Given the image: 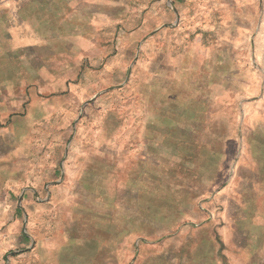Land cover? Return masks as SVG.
<instances>
[{
    "label": "rangeland",
    "instance_id": "rangeland-1",
    "mask_svg": "<svg viewBox=\"0 0 264 264\" xmlns=\"http://www.w3.org/2000/svg\"><path fill=\"white\" fill-rule=\"evenodd\" d=\"M127 2L0 0V132L37 134L34 181L10 195L12 207L21 197L17 223L0 215V264H264V15L227 49L225 82L200 61L207 47H193V89L161 92L151 109L139 90L167 50L142 39L176 28L186 0ZM88 25L115 41L51 42L55 55L43 57L46 39ZM209 34L190 33L202 44ZM169 39L181 54L183 40ZM45 119L61 140L43 143ZM17 146L30 159V145ZM96 146L108 151L98 171L88 166Z\"/></svg>",
    "mask_w": 264,
    "mask_h": 264
},
{
    "label": "crops",
    "instance_id": "crops-1",
    "mask_svg": "<svg viewBox=\"0 0 264 264\" xmlns=\"http://www.w3.org/2000/svg\"><path fill=\"white\" fill-rule=\"evenodd\" d=\"M190 1L193 0H186L185 3H179L180 5L177 7V20L181 21V23L178 24L176 28L166 29V25L162 24L155 27L153 31L145 36V22H143L133 31L134 36L141 37L144 35V39H142L143 42L153 41L157 44H161L163 48H166L168 54L163 53L165 55L158 58L156 57L153 60V63L150 62L151 65L149 64L148 66V71L146 72L148 75L147 80L145 81L144 87H140L139 90L140 94H145L143 98L145 99L146 108L147 106L151 107V109L153 108V104H156L157 96L160 95L161 92L174 90L178 96L180 93L181 95L185 93L188 95L189 91L193 89L194 73L196 72V61L193 47L201 45L207 47H205L208 49L206 52L207 55L203 57L200 56V61L210 64L208 70H210L212 64L213 69L218 70V72H216L218 78L221 79L222 77V80L225 82L227 79V49L231 47L236 48V46L241 47L243 42V32L249 31L253 24H257L259 21V18L257 17L258 15H264V0H201V3L196 4V7H193L194 4ZM127 4L130 8V0H128ZM191 8H196V10L194 9L191 11ZM261 9H263L262 13L260 12ZM136 14L137 13L135 12L132 13V15ZM254 17H257V19L254 20ZM196 31L201 32V37H205L206 32L212 31L215 32V36L209 34L207 43L202 44L203 39L193 40L191 38L192 35H190V33L192 34ZM105 33L106 32H102L101 30L99 31L95 25H88L84 30H74V35L72 34L70 36L66 33L62 34L60 31L58 35H55L53 40H50L49 37L46 39V43L42 45L44 48L43 57L51 58L52 54L55 55V53L50 50L52 48L51 42L57 43L58 48L63 47L64 49H82L84 48L83 46L106 47L108 46V42H114L115 38L114 36L109 37L108 35H105L106 37L104 38L101 37L102 34L104 36ZM164 36L166 37L164 38ZM184 36H186V38ZM168 38H171L169 39L171 41L183 40L185 43L184 45L186 46L182 49L181 54L175 56L171 55L170 52L173 48L171 46L172 44L167 45ZM98 41L99 43L96 44ZM120 41L124 42L123 45L126 46V38L124 40L121 39ZM190 41H192V43H190ZM127 46H131V43H128ZM216 51L218 52V55L214 54ZM208 52L214 54L212 58H210L211 56L208 55ZM43 62L49 63L45 60ZM216 73H214V75ZM33 77L35 76L33 75ZM42 91L47 94L49 92L44 89ZM109 91L112 92V88H110L107 93H109ZM86 92V89H83L82 94H85ZM100 94L101 93H96L82 102V110H86L100 97ZM52 97H56L57 100L61 99L62 101H59L60 103H65L64 99H62L63 96L61 95L48 96V98ZM49 102H51L50 99ZM81 118H83L81 119V124L84 122L86 123L89 119L87 118V115L84 114ZM45 121L46 119L44 120V123L39 125L36 124L38 130L37 133L40 131L39 133L45 135L47 138L46 143H43L48 145L50 143L52 144V140L56 137L58 140H61V137L63 136L60 133L62 132H54L49 122H47L49 123V126H45L47 125ZM12 126H15L14 132L8 133L6 130L0 132V209L1 207H7L6 210H1L2 212H0V215L16 220L15 223H17V216L20 214L19 207L21 204V197H18L17 203L12 207L10 195L14 186H20L19 183L23 184L25 180L27 182L34 181V162L32 153L34 154L35 152V136L37 134L36 131H33L31 137L28 133H19V129H17L19 127L18 125ZM92 126L86 127L93 129ZM39 128L41 129L39 130ZM20 142L30 145V159L26 158V161L23 160L24 162L20 160V157L15 152L18 148L17 144ZM88 152H91L92 154L94 153L95 155L89 159L88 166H90L92 170L98 171L100 165H104L102 164V161H104V155L108 154V151L96 146L90 148ZM49 156L51 157L50 150L44 152L43 159L46 158L49 160ZM20 161L21 163H19ZM26 188L35 191L34 187Z\"/></svg>",
    "mask_w": 264,
    "mask_h": 264
}]
</instances>
